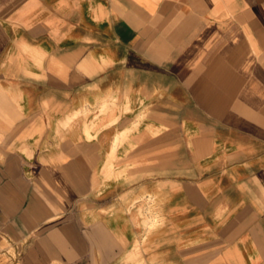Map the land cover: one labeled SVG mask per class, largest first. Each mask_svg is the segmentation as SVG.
<instances>
[{
  "label": "crops",
  "instance_id": "crops-1",
  "mask_svg": "<svg viewBox=\"0 0 264 264\" xmlns=\"http://www.w3.org/2000/svg\"><path fill=\"white\" fill-rule=\"evenodd\" d=\"M0 264H264V0H0Z\"/></svg>",
  "mask_w": 264,
  "mask_h": 264
},
{
  "label": "rangeland",
  "instance_id": "rangeland-1",
  "mask_svg": "<svg viewBox=\"0 0 264 264\" xmlns=\"http://www.w3.org/2000/svg\"><path fill=\"white\" fill-rule=\"evenodd\" d=\"M77 115H78V113L76 112V113H75V116H77Z\"/></svg>",
  "mask_w": 264,
  "mask_h": 264
}]
</instances>
